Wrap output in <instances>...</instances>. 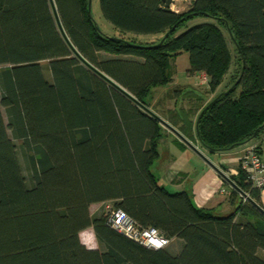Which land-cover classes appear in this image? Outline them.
Here are the masks:
<instances>
[{"label": "trees", "instance_id": "obj_1", "mask_svg": "<svg viewBox=\"0 0 264 264\" xmlns=\"http://www.w3.org/2000/svg\"><path fill=\"white\" fill-rule=\"evenodd\" d=\"M53 1L59 20L51 0H0V264H264V216L234 188L236 210L217 215L159 183L152 165L165 129L142 106L151 109L148 95L171 81L170 60L183 51L188 73H205L215 92L234 59L225 28L239 55L233 84L201 106L166 110L165 120L213 152L263 130L264 0H192L184 11L100 0L115 35L98 29L89 0ZM199 17L214 21L179 33ZM168 32L158 46L162 37L144 45L133 36ZM191 97L203 100L193 88L173 99ZM231 178L262 205L240 165ZM106 202L178 244L150 248L112 228L105 211L91 212ZM90 227L99 248L81 238Z\"/></svg>", "mask_w": 264, "mask_h": 264}, {"label": "crops", "instance_id": "obj_2", "mask_svg": "<svg viewBox=\"0 0 264 264\" xmlns=\"http://www.w3.org/2000/svg\"><path fill=\"white\" fill-rule=\"evenodd\" d=\"M178 3H180V6L177 7ZM191 4L192 1L187 3L185 7L190 8ZM185 7L181 5L179 0H176L175 3L171 5V8L175 11H184L186 10ZM150 36L153 37L155 35ZM158 39L159 38H151V41L149 42H153ZM197 74L203 75L202 72H197L193 75L188 73L191 81L189 80L186 83L187 87L185 86L186 88L184 90L191 88L198 90L196 84L197 82L193 81L195 79V75ZM171 103L170 106L167 105L166 107L160 104L158 106L153 104L151 109L157 113V115L166 119L164 112L169 109L173 110L177 107V105H175V100L172 105ZM191 104L192 102H188V104H184L183 107H191ZM164 129L165 130H163L162 138L160 139L159 144L160 155L156 159L158 162L156 163L155 161L152 165V171L159 179V183L164 185L171 192L186 191L191 196L196 207L210 209L217 215H226L236 210L237 203L232 204L230 201V191L232 187L229 184H226L224 178L197 152L176 136V134L165 126ZM190 141L197 146V148L214 164L219 166L230 176L238 173L241 154L248 143H257L260 152L264 157V129L257 132L245 143L226 151L213 152L202 145L199 140ZM101 204L102 203L92 204L91 210L93 207H97L98 205L100 206ZM261 204L264 207V189L261 191ZM97 211V214L101 213V210L98 209ZM85 230L93 231V228L90 227ZM84 231H82V233ZM93 241L94 240L89 243H84L89 248H96V244L93 243ZM174 241L176 240H173L172 242Z\"/></svg>", "mask_w": 264, "mask_h": 264}, {"label": "rangeland", "instance_id": "obj_3", "mask_svg": "<svg viewBox=\"0 0 264 264\" xmlns=\"http://www.w3.org/2000/svg\"><path fill=\"white\" fill-rule=\"evenodd\" d=\"M181 2V5H183V7L186 6L187 3L191 2L192 0H179ZM175 3V2H174ZM180 6V3L177 4V7ZM91 15L93 17V19L95 20V22L97 23V25L99 26V28L101 29V31H103L104 33L108 34V35H115L116 33H118V31L114 28V26L103 16L102 12H101V7H100V0H91ZM186 8V7H185ZM189 9L186 8V10ZM214 21V19L210 18V17H199L197 19H194L192 21H190L184 28H182L180 30L179 33L185 31V29L197 24V23H201V22H211ZM224 34L226 36V39L228 41V45L231 49L232 55H233V62L230 68V71L228 73L227 78L223 81L222 85L215 91V92H210V85L208 83V81H204V77L207 76L205 73H203V75H195V79L193 81H196L197 83V89L201 92V94L203 95V100L198 101L199 99H192L191 98H186V99H179L177 102V106H183L184 104H188V102H192L191 106L196 104L197 106H201L203 103L209 102L213 96H215L220 90H225L227 88H229V86H231L235 80V78L237 77V74H239V55L237 54L236 51V45L235 42L233 41L231 35H229V33L227 32V29L223 28ZM135 37V41H137L138 43H142V44H147L149 41H151V38H163V35H155V36H150V35H133ZM132 39V38H131ZM190 56L189 53L187 51H183L175 56H173L170 60V64L168 66L167 72L169 74V76H171V81L161 84V85H157L153 88V90L150 92V94L148 95V100L153 101L152 104H155L156 106L160 105H164L165 107L168 105L170 106V103L173 101V96L175 95V89H179V90H183L187 87L186 83L190 80L189 76H188V69L190 68ZM191 75V74H190ZM193 75V74H192ZM191 81V80H190ZM186 86V87H185ZM170 95H172V97L170 98ZM171 101H170V100ZM173 102L171 103V105L173 104ZM185 105V106H186ZM195 105V106H196ZM163 106V107H164ZM189 108V107H188ZM5 114V112H4ZM5 119H7V116L5 115ZM18 143V145L21 144V141L17 140L16 141ZM19 157H20V161L24 170L25 175L27 176V178L29 179L30 176V169H29V164L27 162V160L24 157V154L22 152V150L19 151ZM158 162V160L156 161V163ZM155 168V167H154ZM99 206V205H98ZM97 207H93V215L97 214V210H101V212L107 210L108 207H113V204L111 202H106V203H102L99 208ZM91 210V212H92ZM95 212V213H94ZM82 233V232H81ZM81 238L83 240V242H91L92 240L93 243L96 244V248H99V245L97 243L96 237L93 233L92 230H85L82 234H81ZM174 242H171L170 247L174 248L177 244Z\"/></svg>", "mask_w": 264, "mask_h": 264}, {"label": "built area", "instance_id": "obj_4", "mask_svg": "<svg viewBox=\"0 0 264 264\" xmlns=\"http://www.w3.org/2000/svg\"><path fill=\"white\" fill-rule=\"evenodd\" d=\"M176 1V0H175ZM209 77L205 76L204 81ZM240 168L246 173L247 180L257 188L264 189V157L257 143H248L243 149ZM106 215L112 228L136 240L146 247L160 249L170 244L171 240L154 227L141 228L123 209L108 207Z\"/></svg>", "mask_w": 264, "mask_h": 264}, {"label": "water", "instance_id": "obj_5", "mask_svg": "<svg viewBox=\"0 0 264 264\" xmlns=\"http://www.w3.org/2000/svg\"><path fill=\"white\" fill-rule=\"evenodd\" d=\"M52 1V5L53 8L55 10V14L59 20L58 17V13L56 10V6L54 4V1ZM166 2L167 6H171L172 4H174L175 0H164ZM91 0H89V12H91ZM99 29V27H98ZM61 30L65 36V38L68 37L66 36V33L64 32L63 28L61 27ZM169 35V32L165 34L164 38H162V40L156 44V46L160 45L165 38ZM120 39V38H117ZM123 40V39H121ZM126 43H128L129 45L133 46V47H145L144 45H140V44H135V43H131L129 41H126ZM96 70V69H95ZM99 74H101L104 78H106L110 83H112L115 87H117L119 90H121L123 93H125L127 96H129L132 100L140 103L135 97H133L128 91H126L122 86H120L119 84H117L116 82H114L112 79H110L109 77H107L106 75H104L102 72L96 70ZM142 106L150 113H152L153 115L157 116L159 122L165 126L166 128H168L169 130H171L174 134H176V136H178L183 142H185L188 146H190L195 152H197L210 166H212V168H214L223 178L224 180L232 187L234 188L237 192H239V194L248 202H250L255 208H257V210H259V212L264 216V207L262 205H260L258 202H256V200H254L246 191H244L238 184H236V182L231 178L230 175H228L224 170H222L219 166H217L216 164H214L205 154H203L198 148L197 146H195L188 138H186L176 127H174L172 124H170L167 120H165L164 118L156 115L151 109H149L148 107L144 106L142 104ZM95 249V248H92Z\"/></svg>", "mask_w": 264, "mask_h": 264}]
</instances>
